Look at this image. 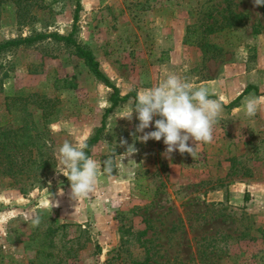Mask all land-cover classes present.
<instances>
[{"label": "rangeland", "instance_id": "1", "mask_svg": "<svg viewBox=\"0 0 264 264\" xmlns=\"http://www.w3.org/2000/svg\"><path fill=\"white\" fill-rule=\"evenodd\" d=\"M18 3L0 0V44L64 36L73 27L74 41L91 52L119 95L136 96L167 70L207 87L223 110L213 141L200 144L194 159L177 151L169 160L163 139L142 143L131 135L135 113L131 122L121 118L131 99L102 120L110 89L70 46L45 38L2 50L0 122L22 119V109L36 122L40 111L17 101L6 112L5 95L49 99L55 168L22 192L0 178V264H264V6L254 0ZM247 85L254 90L224 107ZM246 99L258 102L254 117L246 115ZM102 124L88 155L101 163L112 157V172H102L95 193L78 202L60 173L58 150L65 141L85 144ZM154 130L153 122L145 132ZM121 138L137 149L122 162ZM75 225L88 242L74 257L67 239Z\"/></svg>", "mask_w": 264, "mask_h": 264}, {"label": "clouds", "instance_id": "2", "mask_svg": "<svg viewBox=\"0 0 264 264\" xmlns=\"http://www.w3.org/2000/svg\"><path fill=\"white\" fill-rule=\"evenodd\" d=\"M254 5L262 7L264 0H254ZM209 97L207 87L194 86L187 77L165 70L159 83L137 92L134 106L126 108L121 118L131 122L135 113L139 123L131 135L142 143L163 139L166 145L163 153L165 158L170 160L172 154L178 151L181 155L187 153L194 159L200 144L213 141L214 128L223 110L217 100ZM244 108L247 116L254 117L258 111V102L246 99ZM156 117L159 118L154 119ZM153 122L155 130L145 132ZM64 126L72 134L71 125L65 123ZM190 140L194 142V147L189 145ZM125 145L126 151L118 155L121 162L137 152L135 142L128 145L121 138L119 146ZM86 148L84 143L65 141L58 150L60 173L70 182L72 199L78 202L90 199V194L95 193L102 172H112V157L101 163L87 155ZM33 223L38 225L39 219Z\"/></svg>", "mask_w": 264, "mask_h": 264}, {"label": "trees", "instance_id": "3", "mask_svg": "<svg viewBox=\"0 0 264 264\" xmlns=\"http://www.w3.org/2000/svg\"><path fill=\"white\" fill-rule=\"evenodd\" d=\"M11 1L16 4V8H19V0ZM78 9L79 4L76 3L73 21L75 20V13ZM72 33L73 27L70 33L64 36H59L57 34H35L17 40H8L0 44V52L9 47L31 44L45 38H51L54 41L61 42L65 46H70L73 49V54L84 62L93 77L106 88L110 89V93L107 96L109 106L103 111L102 120L118 104L125 103L129 99H131V104L134 106L136 96L133 93L119 95L117 89L99 70L98 63L91 52L77 44L72 38ZM251 90H254L252 86H245V88L224 107H233L242 96L246 95ZM31 97H35L34 100ZM31 97L20 98L5 95L4 108L7 112L9 107L17 101L25 102V105H34V112L35 110H40L36 122L33 118L34 114L26 111V109L20 111L23 115V118L20 120L16 119L10 121L6 120L2 123L0 122V178L6 180V188H16L20 192H22L24 187L28 186L31 181L36 180L37 182H40L44 175H48L49 172L55 168V161L49 149L51 137L47 129L49 117L53 113L52 104L49 106L46 105L51 103L47 98L39 97L37 95H32ZM102 128L103 124L95 131L93 136L86 141L85 144L87 145V148L85 149V152L87 155L90 146L98 141L99 133ZM53 221L54 219H48L49 223H52ZM63 227V224L56 225L54 228L47 227L45 232L47 235H52ZM78 228L79 226L75 225V235L67 239V243L70 244V247L74 245V257L88 242V238L84 233L78 231ZM96 248L99 250V247L96 246ZM69 250L70 249H68V251Z\"/></svg>", "mask_w": 264, "mask_h": 264}]
</instances>
